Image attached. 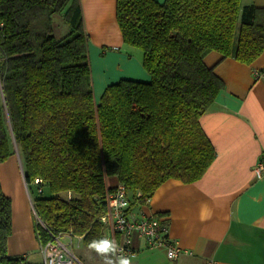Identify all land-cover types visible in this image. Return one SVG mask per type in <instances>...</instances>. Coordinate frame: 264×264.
Instances as JSON below:
<instances>
[{"label": "trees", "instance_id": "16d2710c", "mask_svg": "<svg viewBox=\"0 0 264 264\" xmlns=\"http://www.w3.org/2000/svg\"><path fill=\"white\" fill-rule=\"evenodd\" d=\"M117 19L151 79H121L97 100L80 0H0V163L21 156L41 244L104 237L110 177L131 205L169 178H201L216 157L201 116L224 87L205 56L251 64L264 52V8L243 0H117ZM12 229L0 178V264H26L8 254Z\"/></svg>", "mask_w": 264, "mask_h": 264}, {"label": "crops", "instance_id": "0c3cea01", "mask_svg": "<svg viewBox=\"0 0 264 264\" xmlns=\"http://www.w3.org/2000/svg\"><path fill=\"white\" fill-rule=\"evenodd\" d=\"M80 2L96 99L123 76L149 81L143 53L123 38L117 0ZM243 4L264 8V0H243ZM205 62L224 81L215 102L201 116V125L216 150L214 162L201 178L188 183L169 178L147 203L130 207L131 217L160 218L183 252L171 259L165 248L149 249L135 235L137 254L132 264H206L209 259L217 264H264V171L261 177L255 171L264 161V74H257L264 72V52L246 64L213 50ZM4 103L0 81V105ZM22 175L25 180L19 153L0 163L3 191L12 198L16 187L21 196L19 205L12 201L8 254L44 264ZM117 182L109 178L110 185ZM96 255L98 264H103V257Z\"/></svg>", "mask_w": 264, "mask_h": 264}, {"label": "built area", "instance_id": "2783aa9c", "mask_svg": "<svg viewBox=\"0 0 264 264\" xmlns=\"http://www.w3.org/2000/svg\"><path fill=\"white\" fill-rule=\"evenodd\" d=\"M257 74H264V72ZM255 171L258 177L262 176L264 161L256 166ZM40 181L41 178H36V182ZM69 196H71V192H69ZM107 199L108 210L101 217L104 237L116 241L117 255L124 254L134 257L137 254L134 246L135 235L142 238L149 249L165 248L171 259L178 258L183 252L178 242L169 236L168 227L160 218L155 216L131 217V201L128 188L123 182H117L111 186L107 193ZM64 237H68L70 241H64ZM81 237L83 238V236ZM73 238L74 236L69 233L59 234L41 244L44 264H85L70 246V243H73ZM206 264H217V262L214 259H209Z\"/></svg>", "mask_w": 264, "mask_h": 264}, {"label": "rangeland", "instance_id": "374dc122", "mask_svg": "<svg viewBox=\"0 0 264 264\" xmlns=\"http://www.w3.org/2000/svg\"><path fill=\"white\" fill-rule=\"evenodd\" d=\"M69 31V25L65 22L63 16L60 13H57L54 15V32L56 34L57 37H62L65 34H67ZM136 50H138L139 52L143 53V50H141L138 47H134ZM93 77V76H92ZM128 79L127 77L123 76V78L121 79ZM120 79V80H121ZM119 80V81H120ZM17 156V153H15ZM22 174V173H21ZM22 179H23V186H24V190H25V194L27 197V200L29 202V204L31 205V209H32V213H33V217L35 218L36 221V212L34 210V205H33V198L34 196L37 194V190L35 188L31 189V191L29 190V188H27L25 180L23 178L22 175ZM14 194L12 196V201L15 202L16 205H19L18 200L21 198L20 196V191L18 190V188L14 187ZM64 241L69 242V238L68 237H64L63 238ZM71 248L73 249V251L82 258V260L86 263V264H98L97 261V255L96 253H94V250L89 249V247L87 245L84 244V240L81 236L77 235L74 236L73 238V243H70ZM23 255H21L22 257ZM25 260V259H24ZM27 264V261H25ZM28 264H31L28 262Z\"/></svg>", "mask_w": 264, "mask_h": 264}, {"label": "clouds", "instance_id": "9594fccd", "mask_svg": "<svg viewBox=\"0 0 264 264\" xmlns=\"http://www.w3.org/2000/svg\"><path fill=\"white\" fill-rule=\"evenodd\" d=\"M88 247L103 257V264H132L134 259V257L124 254L117 255L118 245L116 241L107 237L92 240ZM170 255L172 254L170 253Z\"/></svg>", "mask_w": 264, "mask_h": 264}]
</instances>
